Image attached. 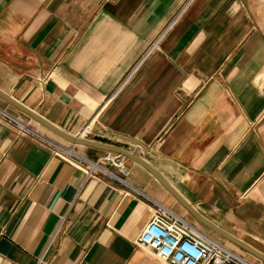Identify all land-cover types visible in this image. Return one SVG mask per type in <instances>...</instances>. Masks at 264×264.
I'll use <instances>...</instances> for the list:
<instances>
[{"label":"crops","instance_id":"crops-1","mask_svg":"<svg viewBox=\"0 0 264 264\" xmlns=\"http://www.w3.org/2000/svg\"><path fill=\"white\" fill-rule=\"evenodd\" d=\"M0 90L136 153L264 253V0H0ZM23 115L0 95V264H165L138 236L151 200L197 222L177 198L130 158L127 183L88 175Z\"/></svg>","mask_w":264,"mask_h":264},{"label":"built area","instance_id":"built-area-1","mask_svg":"<svg viewBox=\"0 0 264 264\" xmlns=\"http://www.w3.org/2000/svg\"><path fill=\"white\" fill-rule=\"evenodd\" d=\"M178 14L168 23L165 30L175 21ZM159 38L160 36L144 51L136 65L157 44ZM11 118L24 132L50 146L54 153L71 157L77 156L85 160L89 165L88 175L94 168H98L127 183L126 176L129 170L125 163L126 157L111 151L104 152L103 161L117 168V172L113 171L100 163L99 160L95 161L75 153L74 144H61L30 126L22 125L19 119L12 116ZM63 147L71 148L74 151L73 153L68 152ZM151 201L154 205L153 213L138 236V243L140 246L149 248L165 264H257L242 252L228 246L220 237L207 231L197 222L155 200Z\"/></svg>","mask_w":264,"mask_h":264},{"label":"water","instance_id":"water-1","mask_svg":"<svg viewBox=\"0 0 264 264\" xmlns=\"http://www.w3.org/2000/svg\"><path fill=\"white\" fill-rule=\"evenodd\" d=\"M0 95L4 97L10 104L19 108L22 112L30 116L32 119L36 120L47 129L51 130L58 136L62 137L63 139L69 141L71 144L74 145H85L90 146L98 149H103L105 151H111L118 153L126 158H130L145 168H147L156 179H158L176 198L177 200L186 208L189 214L202 226L208 228L210 231L215 233L216 235L228 240L232 244L238 246L239 248L253 254L254 256L258 257L260 260L264 262V253L260 252L256 248L250 246L246 242L242 241L241 239L234 236L229 231L225 230L224 228L220 227L218 224L214 223L212 220L207 218L203 215L198 209H196L159 171H157L148 161L144 158L140 157L136 153L129 151L123 147L117 146L112 143L102 142L95 139H90L80 134H72L56 124L52 123L44 116L40 115L36 111L30 109L29 107L25 106L18 100L11 97L9 94L5 93L4 91L0 90Z\"/></svg>","mask_w":264,"mask_h":264},{"label":"rangeland","instance_id":"rangeland-1","mask_svg":"<svg viewBox=\"0 0 264 264\" xmlns=\"http://www.w3.org/2000/svg\"><path fill=\"white\" fill-rule=\"evenodd\" d=\"M24 117L23 118H25L26 120H28V123L30 124V127H32V126H34V128H35V130H38L39 132H41V133H43L44 135H47V136H49L52 140H55V141H58V142H62L60 139H58L54 134H52V132H50L45 126H43L42 124H36V123H34L33 122V119L31 118V117H29V116H25V115H23ZM70 144V143H69ZM68 145V144H67ZM78 147L77 148H83V146L82 145H77ZM74 148H75V150L77 151V148L74 146ZM102 158H103V156H102ZM90 159H92V158H90ZM92 160H98V159H92ZM126 160H127V158L125 159V163H126ZM100 161V163H102L104 166H106V167H108V168H110L111 170H113V171H116L117 172V168L116 167H113V166H111L110 164H108V163H105L104 161H103V159L102 160H99ZM188 214V213H187ZM190 216V215H189ZM221 238V237H220ZM228 246H230L231 248H233V249H235V250H237V251H239V252H243L239 247H237L236 245H234V244H232L231 242H229V241H227V240H225V239H223V238H221Z\"/></svg>","mask_w":264,"mask_h":264},{"label":"bare ground","instance_id":"bare-ground-1","mask_svg":"<svg viewBox=\"0 0 264 264\" xmlns=\"http://www.w3.org/2000/svg\"><path fill=\"white\" fill-rule=\"evenodd\" d=\"M69 142V141H68ZM65 150L69 151V152H72L73 153V150L71 148H66V147H63Z\"/></svg>","mask_w":264,"mask_h":264}]
</instances>
